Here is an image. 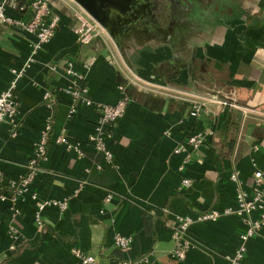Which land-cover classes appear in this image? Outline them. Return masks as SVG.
<instances>
[{
  "label": "crops",
  "instance_id": "obj_1",
  "mask_svg": "<svg viewBox=\"0 0 264 264\" xmlns=\"http://www.w3.org/2000/svg\"><path fill=\"white\" fill-rule=\"evenodd\" d=\"M165 1L160 16L151 10L159 17L157 27L144 43H131L127 57L106 30L88 45L79 43L73 31L79 6L73 0H50L62 22L35 53L33 35L0 25V93L11 88L19 101L17 134L12 135L9 120L0 126V196H5L0 197V264H78L73 246L94 256L93 264L137 259H143L139 264H232L228 255L242 245L241 264H264V220L253 235L242 237L246 222L260 219L259 211L194 222L186 233L191 241L186 257L173 256L178 215L236 207L241 185L230 179L231 172L237 171L249 189L255 168L264 166V0ZM67 61L80 79L67 72ZM152 76L174 96L139 91L137 80ZM75 80L91 104L73 101L68 89ZM122 92L131 101L106 140L113 153L109 162L88 138L97 104L116 103ZM224 94L234 98L233 106L211 99ZM193 98L207 99L197 117L190 115ZM48 115L53 128L45 157L14 213L11 185L27 173ZM63 128L80 142L83 156L56 141ZM203 128L214 133L181 169L185 155L175 148ZM184 177L192 180L190 186L182 185ZM31 193L41 200L67 199L68 207H46L38 224ZM11 227L19 234L14 249ZM116 232L133 238L130 250L114 246Z\"/></svg>",
  "mask_w": 264,
  "mask_h": 264
},
{
  "label": "built area",
  "instance_id": "obj_2",
  "mask_svg": "<svg viewBox=\"0 0 264 264\" xmlns=\"http://www.w3.org/2000/svg\"><path fill=\"white\" fill-rule=\"evenodd\" d=\"M79 6V5H78ZM74 16L76 19V25L73 29L77 35L79 43L82 45L90 44L93 39L101 37L105 34V29L82 7L74 9ZM62 22L61 14L58 10L50 3V0H0V25H9L23 30L24 32L33 35L34 39L30 43L32 52L35 53L45 43L50 41L60 28ZM51 69L56 70L57 66L52 65ZM67 72L73 76H77L78 72L73 68L72 61H67ZM22 71H18L17 75H21ZM136 82L139 91H160L162 93H168V95L174 96L172 90L164 85L156 84L139 78ZM75 87L69 88L68 92L72 95L73 101L82 100L85 104H91V100L84 98L83 94L86 92L85 87L77 86L78 81L75 80ZM134 84L135 82L132 81ZM122 90L123 87H120ZM219 94V93H217ZM224 98H217L212 96V101L223 104L224 106H233L234 98L230 95H223ZM226 98L230 99L228 101ZM190 99V115L197 117L207 108V99L203 98ZM45 100L47 107H52L53 102L51 99V93L46 92ZM131 101V97L126 95L124 92L120 95L116 103H99L97 104L98 119L95 123V129L92 134L89 135L88 141L91 142L98 150L105 154L107 161H112L113 153L108 148L106 140L111 137V129L115 123L121 119ZM76 111V106H72L70 112L73 114ZM244 117L247 116L248 111L244 110ZM19 113V101L13 90L7 89L0 93V126L5 120H9L12 125V135L17 134L18 121L17 115ZM52 116L48 115L45 119L42 132L41 140L35 147L34 153L31 155L28 161L27 173L16 183L11 185L13 190L10 196V201L13 203L12 210L14 213L20 211L19 207H16L18 200L29 191V187L33 182L35 176L39 171V164L45 157V147L49 136L52 133L53 128ZM214 133L213 128H203L190 133L184 142L177 145L174 152L184 154L183 165L189 164L192 161V152L201 148L205 144L206 140L210 135ZM56 141L66 147L68 150H74L78 156H83V150L79 141L73 140L66 131L65 128L56 135ZM257 148V146H255ZM230 179L233 181L240 182V188L236 191V207H222V208H209L205 211L190 215H178L176 221L173 223V238L175 241V248L173 250V256L178 259H184L187 255L188 250L191 247V241L188 239L186 233L188 228L194 222L215 220L223 215L236 214L241 217H246L254 211L260 212V219L254 221H247L245 232L242 234L243 238H247L257 230L260 229L264 220V166L256 167L253 172V179L249 189H245L244 185L239 179L237 171H233L230 174ZM192 180L184 177L182 179V185L184 187L190 186ZM5 199L2 194L0 196ZM31 199L36 201V211L34 219L36 223L41 224L42 213L44 209L51 205H56L61 210H65L68 207L67 199H39L36 193H31ZM9 238L11 240V248H15L16 241L19 239V234L16 228L11 227L9 231ZM133 238L129 235L116 232L113 236V244L115 247L128 251L131 249ZM245 245H242L235 254L228 255L232 264H241L245 257ZM72 254L77 258L78 264H93L95 257L85 252L78 246L71 248ZM143 259H137L132 261H117L115 264H139Z\"/></svg>",
  "mask_w": 264,
  "mask_h": 264
},
{
  "label": "water",
  "instance_id": "obj_3",
  "mask_svg": "<svg viewBox=\"0 0 264 264\" xmlns=\"http://www.w3.org/2000/svg\"><path fill=\"white\" fill-rule=\"evenodd\" d=\"M88 12L115 41L124 55L130 53L132 44H141L157 25L151 14L153 0H73ZM157 27V26H156ZM147 81L164 85L155 77ZM219 96V95H217ZM221 99L224 98L220 97ZM228 101L230 99L226 98Z\"/></svg>",
  "mask_w": 264,
  "mask_h": 264
},
{
  "label": "flooded vegetation",
  "instance_id": "obj_4",
  "mask_svg": "<svg viewBox=\"0 0 264 264\" xmlns=\"http://www.w3.org/2000/svg\"><path fill=\"white\" fill-rule=\"evenodd\" d=\"M165 3H166L165 0H156V1H154L153 2V6L154 7H152L153 8L152 12H155L156 13L155 15L160 14L162 12L161 9H163L164 6H165ZM183 10L185 11V13L188 12L189 15H193L194 14L192 9H190V11L188 9L187 10L183 9ZM158 16H160V15H158ZM158 16H156V19L159 18Z\"/></svg>",
  "mask_w": 264,
  "mask_h": 264
}]
</instances>
